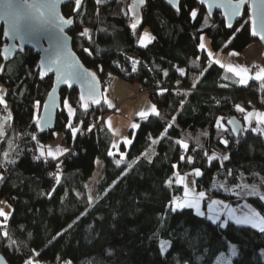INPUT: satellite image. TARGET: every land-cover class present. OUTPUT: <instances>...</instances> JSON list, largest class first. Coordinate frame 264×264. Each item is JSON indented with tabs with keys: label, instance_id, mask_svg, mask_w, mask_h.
Here are the masks:
<instances>
[{
	"label": "trees",
	"instance_id": "obj_1",
	"mask_svg": "<svg viewBox=\"0 0 264 264\" xmlns=\"http://www.w3.org/2000/svg\"><path fill=\"white\" fill-rule=\"evenodd\" d=\"M132 5L133 0H83L70 34L80 59L98 73L103 99L88 102L85 110L78 89H63L52 131L37 127L53 85V77L40 74L39 55L27 49L4 68L0 58L5 102L0 125L7 117L0 141V204L12 207L7 220L0 217V254L9 264H194V257H200V264H215L234 244L238 256L233 264H264V233L259 230L231 221L222 228L193 209L169 210L185 191L177 176L199 170L200 191L235 205L246 200L264 215V201L238 195L243 183L264 189V135L244 129L234 137L228 127L233 116L243 121L237 105L245 111L264 109V81L239 83L220 65L209 66L208 53L199 47L202 35L223 53L259 43L250 22L243 23L248 10L228 28L221 14L210 17L197 0H180L178 10L167 0ZM75 7V2L65 5V17L73 16ZM145 28L154 39L140 46ZM4 45L0 27V47ZM112 74L146 89L160 114L139 118V128L130 131L132 143L117 148L102 123L112 111L104 95L106 76ZM65 100L75 110L72 116ZM69 123L77 129L75 137ZM55 132L70 150L60 160L36 159L38 145L52 140ZM97 160L104 170L94 198L88 181ZM161 240L172 242L165 255L159 253Z\"/></svg>",
	"mask_w": 264,
	"mask_h": 264
},
{
	"label": "snow or ice",
	"instance_id": "obj_2",
	"mask_svg": "<svg viewBox=\"0 0 264 264\" xmlns=\"http://www.w3.org/2000/svg\"><path fill=\"white\" fill-rule=\"evenodd\" d=\"M60 2V0H0V20H3L7 23V29L4 31L3 35L8 37L11 40H19L21 44L25 42L31 43L35 40L37 43L40 39V31L42 28H52L58 30L59 33L64 32V25H70L72 21L70 19H64L60 17L56 12V6ZM100 0H97L99 3ZM146 2V0H134L132 8H138L139 5H142ZM201 4H207L208 10L215 8H220L223 10V16L227 18V27H233V21H235L238 17H242L244 12L242 10L245 9V6H248L251 9V15L248 17L247 20H244L243 23H251V35L254 37H259L261 41H264V0H199ZM169 3H173V0H169ZM81 4V0H75L76 10H79ZM178 10V9H177ZM135 15V12L133 13ZM127 15V13H126ZM192 17L195 18L197 13L193 11L191 13ZM139 19L136 20L135 23L131 25V28L135 30L137 24L139 23ZM87 32V30H85ZM145 37H148V34H144ZM151 39L149 38L148 42ZM201 43L199 44L200 49H205V44L203 43V37L200 38ZM66 38H61L57 36L54 43H50L47 49H42L46 53L45 59L40 61V64L44 71L41 73V76L46 75L47 72H55L56 73V83L57 84H66L69 88L72 87L73 81H81L83 82L86 78L90 77L88 80V93L87 99L82 94L80 96V100L84 101L83 107L85 110L89 107L88 101L90 100L91 103L100 104L101 102V94L98 89V81L96 80L95 73H87L80 71V66L78 62L72 60L71 54L66 52ZM140 43L143 46H147L145 43V39L142 38ZM13 47H15L13 45ZM11 49L5 48V52L8 53ZM23 51V48H21ZM87 51V49H86ZM231 55L236 56L238 53H231ZM209 59V66L213 61L211 60L212 53L208 52ZM135 63V62H134ZM214 63L220 65V67H225L219 60L214 61ZM227 71L230 73H234L237 77H240L239 83L247 84L250 79H256L260 81H264V68H261L258 72L255 73V76L249 75V69L247 67H242L240 65L233 66L232 64H228ZM102 70V69H101ZM135 71V68H133ZM182 71V70H181ZM167 75V73H165ZM55 88H53V93L50 94V99L55 93ZM3 96L0 95V104H3ZM65 107L68 108L69 116L74 114V109L71 105L68 104V101H64ZM109 107H113L111 103H109ZM37 108H39V101H37ZM50 106L45 104L44 110L46 113L49 112ZM237 110L240 112H244L245 110L237 105ZM159 116V112L155 105H151L149 110H142L138 113V115L147 120L150 115ZM255 116L256 122L258 125H264V113H249L245 119L249 121V127L251 131L254 133L261 132L262 129L259 127H252V121L250 117ZM223 119V118H221ZM45 122H48L46 118ZM229 124L233 125L232 131L235 133H239L243 131V129L238 128L237 122L235 120H229ZM38 126L40 125V121L37 120ZM219 127V121L217 123ZM68 127L72 130L73 137L76 136L77 129L72 126L71 123L68 124ZM133 129L139 128V124H132L131 126ZM171 127V125H169ZM109 128H111V124L109 122ZM43 131V128H41ZM91 131V128L89 129ZM35 139V136L32 137ZM125 142L127 144H131L132 140L125 138ZM182 143V142H178ZM227 144V141H224ZM185 148L188 147L187 144L183 145ZM115 147V145H113ZM64 151H67L66 149ZM62 154V153H61ZM7 153H5V156ZM45 155L43 151V146H41L40 156L36 157V159H40ZM48 156H54L55 154L51 150L48 149L47 152ZM109 155H112L109 152ZM213 156L211 159H214ZM183 159V157H182ZM224 159H228L227 156ZM200 171L196 170V175H200ZM3 177H0L2 180ZM57 177V181H58ZM179 182H183V178L180 179ZM168 184L171 185L172 181L169 180ZM238 187H243L247 189V195L258 197L260 201H264V192H261L259 186L253 185H238ZM189 193L187 190V185H185V197H188ZM204 192H199L196 197L188 198L184 200H177L172 202L169 205V210L172 213L182 212L185 209H193L195 210V214L198 217H205V212L201 209V201L205 197ZM219 205L222 206L224 209H228V205L225 204L223 201L220 200H213L208 206L207 210L211 215L207 216V219L211 221L213 224H219L220 227L226 228L229 224V221H234L236 225H250L253 229H258L260 233H264V215H261L259 211L253 210L252 212H245L242 215H237L234 209L227 210V217L228 219H221V216L224 213L216 210L213 206ZM0 217H5L6 214L2 209H0ZM71 227V225L69 226ZM180 227H184L180 225ZM7 235V233H5ZM185 235L191 238V233L187 230ZM159 253L161 255H165L170 252L172 248V242L170 240H161L159 241ZM229 254L230 257H237L238 256V249L236 246L229 245ZM202 255V254H201ZM194 264H200V257H194ZM2 260V258H0ZM26 264H32V261L29 260ZM184 264H188V262H184ZM216 264H232V260L229 258H225L223 255L217 259Z\"/></svg>",
	"mask_w": 264,
	"mask_h": 264
},
{
	"label": "water",
	"instance_id": "obj_3",
	"mask_svg": "<svg viewBox=\"0 0 264 264\" xmlns=\"http://www.w3.org/2000/svg\"><path fill=\"white\" fill-rule=\"evenodd\" d=\"M167 1L169 3V0H167ZM72 2H75V0H60V2L56 6V12L58 13V15L60 17H63L64 19H70L72 21V23L70 25H68V24L64 25V32L63 33H59L58 30L55 29L54 27L42 28L40 31V39H39L38 43L35 40H33L31 43L25 42L23 44H21V42L18 39L17 40H11L8 37L3 35V41L5 42V45L0 48V55L3 59V68L5 67V65L9 61L13 60L19 53H24L26 51V49H32L35 54L39 55L38 68H39L40 74H41L44 71V69L42 68V66L40 64V61L42 59H45V57H46V53L42 49H47L49 47V44L54 43L57 36H60L61 38H66V40H65L66 52L71 54L72 60L78 62L79 66H80V71L84 72L85 74L95 73L96 80L98 81V89H99V92L101 94V101H102L103 89H102V83H101V80H100L98 73L95 70L86 67V65L83 63V61L80 59V57L78 56V54L75 52V50L73 48V38H72L70 32L73 28L75 17L78 16V14L80 13V11L82 9L83 0H81L79 10H76V7H75L73 16H71L70 18H67L63 14L62 9L65 5H68ZM133 2H134V0H133ZM179 3H180V0H173V3H169V5L171 7H173L175 10H177V9H179ZM197 3L199 4V6L205 8L207 14L210 17L213 16L215 13L221 14L222 18L224 19V21L227 25V18L223 16V10L222 9L214 7L211 10V12H209L208 5L206 3L201 4L199 2V0H197ZM0 10H2V7H0ZM246 10H248L249 16H250L251 15V9L248 6H245V9L242 11L245 13ZM243 16L238 17L235 21H233V27L237 23L241 22ZM250 25H251V23H250ZM0 27L2 28L3 33H4V31L7 29V23L3 20H0ZM252 37L255 40H257L259 42V44L262 46V48L264 49V41H261L259 39V37H254V36H252ZM13 45L15 47H13ZM5 48H10L11 50L8 53H6ZM21 48H23V51H21ZM3 68H2V70H3ZM45 76L53 77V85H52L51 90L47 94V96H46V98H45V100L41 106V111H40V116H39L40 125L38 126V124H37L38 130L40 132H48V131L54 130V128L56 126L58 113L62 110L61 91L65 88H67L68 90L78 89L79 95L81 96L83 94L85 96V98L87 99V93H88V87H89L88 80L90 79V77H88L83 82L73 81L72 87L69 88L66 84H57L56 83V73L55 72H47V74L43 75L42 77H45ZM53 88H55L56 91H55L54 95L52 96V99H50V94L53 93ZM0 95H2L1 92H0ZM88 102H91V101L89 100ZM45 104H48L50 106L48 113H46L44 110ZM46 118L48 119L47 123L45 122ZM6 120H7V117H5L3 119V121L1 122V125H0V135L2 136V139L0 141H2L4 138L3 124L6 122ZM230 120H235L237 122L236 126L238 128L243 129V131H240L237 134V133L232 131L233 125L228 123V127L231 130L233 136L239 137L244 132V122L237 116L231 117ZM41 128H43V131L41 130ZM0 258H2V260H0V264H9L3 255L0 254Z\"/></svg>",
	"mask_w": 264,
	"mask_h": 264
},
{
	"label": "rangeland",
	"instance_id": "obj_4",
	"mask_svg": "<svg viewBox=\"0 0 264 264\" xmlns=\"http://www.w3.org/2000/svg\"><path fill=\"white\" fill-rule=\"evenodd\" d=\"M123 1H124V3L127 4L131 0H123ZM145 33L148 34V37L144 36ZM152 37L153 36H152V33H151L150 29L149 28H145L143 33H142V35H141V37H140V40L142 38H144L145 39V43L147 45L149 43L148 42L149 38H152ZM202 37L204 38L203 39V43L206 42V44L208 43L209 46L211 47V51H210L211 53H213L215 55H221V54H219L220 52L214 51L212 49L211 41L206 35H202ZM139 44H140V46H143L140 43V41H139ZM111 76L112 77H109V75L106 76V79L109 82V84L107 85V87L105 89L104 95H105V98H106L107 102L111 103L113 105V107H115V108L112 107L111 113H109L107 115L108 119H107V117L104 118L102 123H104L103 126H105V123H106V126L109 128V122H110L111 128H109V129L111 130V132L114 135V141H115V143L119 142L118 144H120V142H125V138L132 140L130 138V131L132 130L131 126L135 122L138 123V120H136V118L138 116V113L141 112L142 110H144V111L149 110L151 105H155V104L152 102V100L147 95V90L146 89H142L138 84L127 83L126 81H124L120 77H115V75H113V74ZM125 86L128 87V90H129L128 95L129 94L130 95H129V97L124 98L122 100V97H121L122 96V91L125 88ZM0 92L1 93L3 92L2 88H0ZM138 100H139V103H138V105L135 106V104H136V102ZM68 104H69V102H68ZM4 106H5V102L3 104H0V117H1V112L4 110L3 109ZM156 108H157V106H156ZM254 109H256V108H254ZM261 110H264V109H261ZM38 112H39V110H38ZM97 126L98 125H95L94 128H96ZM3 132H4V129H3ZM41 146H43V151L45 153V155H44L45 157L56 158V159H59V160L68 152V150H70L69 146H67L66 144L63 143L62 134L60 132H55L54 138L52 140L47 141L45 143H40L38 145V152H37L38 155H40ZM49 148H51V150L55 154L54 156H48L47 155V152H48ZM65 149L67 151H64ZM150 153H151V149H150V151H148L147 156H150ZM103 170H104L103 161L102 160H97L96 169H95L93 175L91 176V178L88 181L89 189H90L89 192H91L90 194L93 195L94 198L98 197V192L96 190L95 184L101 179L102 174H103ZM182 177H183L182 175H178L177 176L178 181H180V179ZM205 194L206 195L204 197V202L206 204L211 203L214 199L212 198L211 202H206L205 201L206 198L211 197V196L209 194H207V193H205ZM4 206H5V208H4L3 211L6 214V218L5 217H3V218L5 220H7L8 217L10 216L11 212H12V207H10V206L6 207V205H4ZM209 215H211V214H209ZM230 245L236 246L234 244H230ZM221 255H224L225 258L231 259L232 260V264H233L234 257H230L229 249H228V252L222 253ZM215 264H216V262H215Z\"/></svg>",
	"mask_w": 264,
	"mask_h": 264
},
{
	"label": "crops",
	"instance_id": "obj_5",
	"mask_svg": "<svg viewBox=\"0 0 264 264\" xmlns=\"http://www.w3.org/2000/svg\"><path fill=\"white\" fill-rule=\"evenodd\" d=\"M204 43H205L206 52H210L211 51V47L209 46L208 43L207 44H206V42H204ZM231 53H233V51L228 52V53L220 52L219 54H221V55H215V54L212 53L211 60L212 61L219 60L222 64H224L225 67H223V69L225 70V72H228L227 71V67H226L228 64H232L233 66L240 65L242 67H247L249 69V75H251L253 77L255 76L256 72H258L261 68H264V49L262 48V46L259 43L254 42V43L250 44L248 46V48H246L244 51L235 52V53H238V55H236V56L231 55ZM231 74H233V76H235L238 80H240V77H237L234 73H231ZM251 81L261 82L260 80H256V79L253 78V79H250L248 81V83H250ZM243 85H246V84H243ZM128 93H129L128 87L125 86V88L122 91V96H121L122 100L124 98L129 97L130 94L128 95ZM138 103H139V100L136 102L135 106L138 105ZM113 108H115V107H113ZM249 113H264V110L254 109L253 108L251 110L244 111V113H243V122H244V129H246V130H251V128L249 127V121L247 119H245V117H247ZM139 118H141V117L138 115L136 120H138ZM107 119H108V117H107ZM250 119L252 121V127H259L260 129H262V131L258 132V133H262L264 135V125H258L257 122H256L255 116L250 117ZM138 123H139V120H138ZM138 123L135 122V124H138ZM105 127H107L106 123H105ZM131 129L132 130H136L137 128L136 129L131 128ZM118 143H115V141L113 140V145H115V148L118 147V145H119ZM124 143H126V142H124ZM182 176H183L182 177L183 178V182H179L178 179H177V181L179 183L183 184L184 189H185V185H187V190H188L189 195H188V197H185V191H184V195L182 197H179V198L175 199L174 201L184 200V199H188V198H193V197H196L199 192H203V191H200L198 189V187H197L196 178H198V176H200V175H196V170L188 172V173H186V174H184ZM244 184H247V183H243L242 185H244ZM247 185H253V184H247ZM259 189H260L261 192H264V190L262 188L259 187ZM247 191H248L247 189H244L243 187H241L238 190V195L240 197H242L243 199H246L248 196H250V195L246 194ZM214 200L223 201L225 204L228 205V209H234L237 215H242L245 212H252L253 210L257 211L254 208V206H252V204H250L246 200L242 201L238 205H235L232 202H230L228 200H224V199L214 198ZM209 204H206L204 202V198L201 201V209L205 212V216H208L209 214H212V213H209L208 210H207V206ZM213 207L216 210L220 211L221 213H224L221 216V219H228V217L226 215L228 209H224L222 206H219V205H214ZM231 222H234V221H231ZM247 226H250V225H247Z\"/></svg>",
	"mask_w": 264,
	"mask_h": 264
},
{
	"label": "built area",
	"instance_id": "obj_6",
	"mask_svg": "<svg viewBox=\"0 0 264 264\" xmlns=\"http://www.w3.org/2000/svg\"><path fill=\"white\" fill-rule=\"evenodd\" d=\"M123 72H126L125 68H124ZM110 79H111V78H110ZM179 90H180V92H182L181 87H180V84H179ZM55 163H56V162H55ZM55 163H54V164H55ZM52 174H53V175H56L57 173H56V171L53 170ZM212 198H213L212 196H211V197H208V198H206L205 201H206V202H211V201H212ZM213 199H214V198H213ZM4 208H5L4 204L1 203V204H0V209H4Z\"/></svg>",
	"mask_w": 264,
	"mask_h": 264
},
{
	"label": "flooded vegetation",
	"instance_id": "obj_7",
	"mask_svg": "<svg viewBox=\"0 0 264 264\" xmlns=\"http://www.w3.org/2000/svg\"><path fill=\"white\" fill-rule=\"evenodd\" d=\"M1 48V47H0ZM0 58L2 59L1 55H0ZM3 60V59H2Z\"/></svg>",
	"mask_w": 264,
	"mask_h": 264
},
{
	"label": "bare ground",
	"instance_id": "obj_8",
	"mask_svg": "<svg viewBox=\"0 0 264 264\" xmlns=\"http://www.w3.org/2000/svg\"><path fill=\"white\" fill-rule=\"evenodd\" d=\"M27 50V49H26ZM112 77V76H111ZM116 77V76H115Z\"/></svg>",
	"mask_w": 264,
	"mask_h": 264
}]
</instances>
